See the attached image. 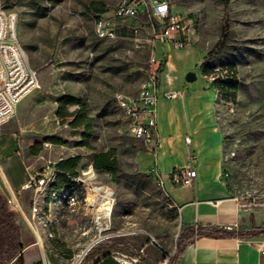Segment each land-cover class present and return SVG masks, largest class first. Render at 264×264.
Returning a JSON list of instances; mask_svg holds the SVG:
<instances>
[{"label":"rangeland","instance_id":"1","mask_svg":"<svg viewBox=\"0 0 264 264\" xmlns=\"http://www.w3.org/2000/svg\"><path fill=\"white\" fill-rule=\"evenodd\" d=\"M121 2L1 0L16 17L20 44L38 79V100L19 108L1 134L4 146L12 144L0 176L20 206L23 264L82 263L93 248L108 247L117 250L113 256L121 264H138V256L146 264H168L186 227L181 208L155 181L168 160L158 165L130 133L116 100L118 94L137 96L147 80L154 22L145 11L116 21L117 40H101L96 33L95 17L105 13L96 15L94 7L102 5L105 15H113ZM172 8L193 20L195 29L190 48L158 45L155 50L162 62L161 90L182 94L159 104L164 144L177 147L173 166L183 168L194 158L205 196L239 199L264 214V0H230V38L213 65L229 66L237 75L233 102L223 100L207 73L212 64L203 62L221 35L222 0H172ZM190 72L197 75L194 83L186 80ZM67 95L81 99L95 121L92 150L78 146L82 129L56 115L58 101ZM187 137L193 140L190 147ZM110 149L119 161L115 178L92 166L96 154ZM75 156L82 162L69 190L37 193V178L55 176ZM163 177L170 192L175 186L169 174ZM103 188L111 192L109 216L94 204L105 195ZM67 195L76 202L68 203ZM263 227L264 222L257 229Z\"/></svg>","mask_w":264,"mask_h":264},{"label":"built area","instance_id":"2","mask_svg":"<svg viewBox=\"0 0 264 264\" xmlns=\"http://www.w3.org/2000/svg\"><path fill=\"white\" fill-rule=\"evenodd\" d=\"M147 12L153 24V33L148 43L153 55L149 61L147 80L141 86L137 96L130 97L118 94L116 100L122 110L129 126L130 133L143 141L149 151L158 159L162 147L159 132V101L177 100L181 92H162L160 88L162 62L156 56L158 45L169 46L173 49H188L192 45L189 34L194 28L191 19L175 13L172 8V0H122L113 15H100L95 17L96 33L99 39L114 41L119 38L117 20L136 19L142 12ZM16 17L8 14L2 7L0 0V170L6 168L11 157L12 144L4 146L1 134L4 126L12 119L20 105L30 98L37 85V74L28 63V58L20 44ZM234 76V72L224 65H216L212 69V80H224ZM188 147L192 144V138H186ZM191 157V153H189ZM1 172V178L2 177ZM155 181L158 187L166 191V180L159 172L155 173ZM55 176L50 178H37V193L48 196L49 188L55 181ZM169 177L174 186L192 187L196 183L199 174L194 158L183 168L173 169ZM4 181V180H3ZM4 186L6 182L4 181ZM6 188V186H5ZM9 205L18 212L20 209L16 196L10 190ZM68 203H75L72 195H67ZM240 201L239 199H236ZM35 211V208H34ZM19 213V212H18ZM50 238L53 234L50 233ZM135 262L138 260L135 259ZM81 260L77 263L80 264ZM48 264H51L48 262Z\"/></svg>","mask_w":264,"mask_h":264},{"label":"trees","instance_id":"3","mask_svg":"<svg viewBox=\"0 0 264 264\" xmlns=\"http://www.w3.org/2000/svg\"><path fill=\"white\" fill-rule=\"evenodd\" d=\"M225 8V17L221 26V35L213 49L205 56V65H213L224 53L231 34L229 19L230 0H222ZM93 12L106 13L107 10L100 5L94 7ZM99 16V15H97ZM209 67L207 73L212 74ZM229 67V66H228ZM215 85L220 89L223 100L233 102L235 100L239 82L237 75L229 79L215 80ZM74 108V110H72ZM57 117L62 121H69V125L74 128L82 129L79 147L92 150V141L95 137V121L89 116L87 105L73 96H64L58 101ZM82 162L81 156L69 159L65 164L58 167L54 183L49 188V194L64 193L74 185V180L79 177V165ZM96 171H104L112 177H118L120 172L117 151L110 149L95 155L92 163ZM10 193L5 188L0 176V264H23L19 254L24 250L22 240V228L19 213L9 205ZM264 237V227L253 230H229L212 225H197L185 227L178 238L176 252L170 257L168 264H179L187 247L195 240L200 238H257ZM117 252L114 247L92 249L84 258L81 264H121L115 260L113 253ZM138 264H146L141 256H138Z\"/></svg>","mask_w":264,"mask_h":264},{"label":"crops","instance_id":"4","mask_svg":"<svg viewBox=\"0 0 264 264\" xmlns=\"http://www.w3.org/2000/svg\"><path fill=\"white\" fill-rule=\"evenodd\" d=\"M105 14L108 13L106 12ZM189 36L193 40L195 39V29L191 30ZM167 47L171 48L169 46ZM161 91L167 92L165 90ZM38 98V93L34 91L33 95L24 101L19 108L21 109L27 102L24 108L25 110L37 101ZM164 101L175 100L161 98L159 104ZM160 120L161 107L159 109V132L162 147L159 151L158 165L164 159L168 160L165 167L160 169V175L163 176L170 174L173 169L178 168L173 166L174 160H172V156L176 153L177 147L172 141H167L164 144ZM198 174L199 177L194 186L187 187L190 189L189 191L184 190L185 187L180 188L179 186L170 189V192L166 188L168 196L181 208V214L186 227L212 225L229 230H253L261 227V224L264 222L262 210L248 207L241 201L233 198H208L198 188L197 184L200 179L199 171ZM2 182H4L3 179ZM60 247L65 248V245L62 243ZM68 256H71V252H68ZM179 264H264V237L251 239L200 238L193 241L187 247Z\"/></svg>","mask_w":264,"mask_h":264},{"label":"bare ground","instance_id":"5","mask_svg":"<svg viewBox=\"0 0 264 264\" xmlns=\"http://www.w3.org/2000/svg\"><path fill=\"white\" fill-rule=\"evenodd\" d=\"M38 87V86H37ZM36 87V88H37ZM101 190V189H100ZM99 190V191H100ZM102 192H104L105 193V195L104 196H101V197H99V198H97L96 199V201H95V203L94 204H96V206L98 207V208H101L102 209V211H103V215H105V216H109V213H110V209H111V205L110 204H108V199H109V197L111 196V192L108 190V189H106V188H103V190H102ZM98 194V193H97ZM102 194V193H101ZM109 194V195H108ZM92 197V196H91ZM96 198V197H95ZM110 200V199H109ZM97 208V209H98ZM100 221H102V220H100ZM102 223V222H101ZM103 225H104V227H106V223L104 224V222L102 223ZM102 226V225H101ZM103 228V227H102ZM108 230V229H107ZM105 232V231H104Z\"/></svg>","mask_w":264,"mask_h":264},{"label":"water","instance_id":"6","mask_svg":"<svg viewBox=\"0 0 264 264\" xmlns=\"http://www.w3.org/2000/svg\"><path fill=\"white\" fill-rule=\"evenodd\" d=\"M197 79V75L193 72H190L187 74L186 76V80L189 82V83H194Z\"/></svg>","mask_w":264,"mask_h":264}]
</instances>
